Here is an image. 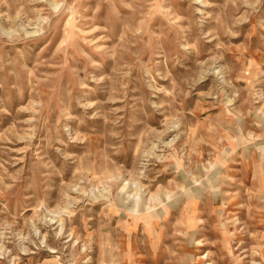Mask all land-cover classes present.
Masks as SVG:
<instances>
[{"label": "rangeland", "instance_id": "374dc122", "mask_svg": "<svg viewBox=\"0 0 264 264\" xmlns=\"http://www.w3.org/2000/svg\"><path fill=\"white\" fill-rule=\"evenodd\" d=\"M0 264H264V0H0Z\"/></svg>", "mask_w": 264, "mask_h": 264}]
</instances>
